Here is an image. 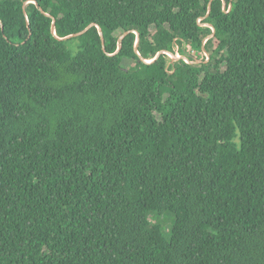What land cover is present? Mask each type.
<instances>
[{"label": "trees", "instance_id": "obj_1", "mask_svg": "<svg viewBox=\"0 0 264 264\" xmlns=\"http://www.w3.org/2000/svg\"><path fill=\"white\" fill-rule=\"evenodd\" d=\"M34 1L105 51L0 0V264H264V0Z\"/></svg>", "mask_w": 264, "mask_h": 264}, {"label": "water", "instance_id": "obj_2", "mask_svg": "<svg viewBox=\"0 0 264 264\" xmlns=\"http://www.w3.org/2000/svg\"><path fill=\"white\" fill-rule=\"evenodd\" d=\"M212 1H213V0H210L209 3H208V10H207V14H206V16H208L209 13H210V11H211ZM222 1H223V2H222V4H223V9L225 10V9H226V2H225V0H222ZM31 2L35 3V4L37 5L38 9H39L42 13H44L45 15L50 16V17L52 18V23H51V33H52V34H53L58 40H66V39H70V38H73V37L80 36V35H82L83 33H85L88 29H90L91 27L95 26V27H97L98 33H99V35H100L102 48H103V50L105 51L103 33H102L101 28H100L97 24H95V23H91V24H89L88 26H86L84 29H82L81 31H78V32H75V33L69 34V35L64 36V37H58V36L56 35V32H55V19H54V17L51 16L50 14L44 12V11L41 9V7H40V6H39L34 0H31ZM26 4H27V2H25L23 6H25ZM228 8H229V9L231 8V3L229 4V7H228ZM229 9H228V10H229ZM228 10H225V11H228ZM24 14H25V16H27V15H26V12H25V9H24ZM206 16H205V17H206ZM26 20H27V17H26ZM27 23H28V20H27ZM204 25L209 26V27L212 29V33H211L210 35H208V36L204 39L203 44H204L209 38H211V37L214 35V33H215V29H214V27H213L211 24H209V23H204ZM129 32H130V31H126V32H124L122 35H120V37H119V39H118V49H117V51L120 49L121 40H122V39L124 38V36L127 35ZM134 32L136 33V41H135V45H134V50H135L136 54L139 56L140 60L143 61V62H145V63H151V62L155 61V60H156L161 54H166V55H168V56H170V57H175L176 61L179 60V59H183V60H185V61H187V62H189V63H199V62L201 61L200 59H197V60H194V59L189 60V59H188V55L175 56L172 52H170V51H163V50L158 51V52L156 53L155 57H154L153 59H151V60L144 59V58L139 54V52H138V42H139V40H140L139 34H138V32L135 31V30H134ZM202 47H203V45H202ZM203 49H204V48H203ZM204 51H205V49H204ZM205 53H206V51H205ZM208 60H209V56L206 54V60H205L204 62H207Z\"/></svg>", "mask_w": 264, "mask_h": 264}, {"label": "rangeland", "instance_id": "obj_3", "mask_svg": "<svg viewBox=\"0 0 264 264\" xmlns=\"http://www.w3.org/2000/svg\"><path fill=\"white\" fill-rule=\"evenodd\" d=\"M176 49V48H175ZM184 50V49H183ZM185 53L184 54H186V55H191V57L192 58H196L197 56H196V54L197 53H192L191 51H189V49H188V47H186L185 46ZM206 54L207 53H203L202 55L200 54H198V58L199 57H201V56H204V57H206ZM175 56H178V55H182V54H179V53H176V54H174ZM189 55V56H190ZM208 55V54H207ZM168 61H169V63L170 62H175L176 61V59H175V57H168ZM128 63H130L131 65L134 63V62H132V61H130V60H128L127 61ZM173 219H174V216H173V214L172 213H165V214H163V215H161V216H158V217H154V216H152L151 217V221L152 222H154V221H156V220H158V221H160L163 225H165V227H166V229L168 228V227H170V224H171V221H173Z\"/></svg>", "mask_w": 264, "mask_h": 264}, {"label": "built area", "instance_id": "obj_4", "mask_svg": "<svg viewBox=\"0 0 264 264\" xmlns=\"http://www.w3.org/2000/svg\"><path fill=\"white\" fill-rule=\"evenodd\" d=\"M178 50H179V49H178V47L176 46V53H178Z\"/></svg>", "mask_w": 264, "mask_h": 264}]
</instances>
